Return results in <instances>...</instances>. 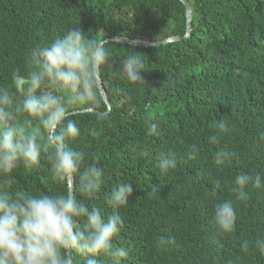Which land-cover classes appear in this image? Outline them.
<instances>
[{
	"label": "trees",
	"instance_id": "16d2710c",
	"mask_svg": "<svg viewBox=\"0 0 264 264\" xmlns=\"http://www.w3.org/2000/svg\"><path fill=\"white\" fill-rule=\"evenodd\" d=\"M188 1L193 10L188 37L157 46L104 44L110 66H102L100 75L111 110L97 121L107 110L102 97L98 105L70 108L99 111L68 115L81 129L70 146L84 153L81 171L94 159L104 169L100 193L87 203L105 217L112 210L104 195L118 182L133 183L128 205L119 210L123 227L113 239L114 246L129 251L123 264H264L252 243L247 253L241 248L245 240L264 238V186L249 184L247 201L236 200L231 191L241 173L264 178V0ZM74 27L100 41L160 40L185 34V6L180 0H0V86L17 96L13 71L27 75L33 50ZM131 53L144 59L143 84L119 76ZM220 120L227 131L212 127ZM150 123L158 125L159 135L148 134ZM92 127L101 135L91 137ZM219 150L235 156L217 165ZM170 152L177 166L162 174L159 163ZM6 180L11 190L26 194L68 191L52 179L43 154L39 167L18 166L0 183ZM78 185L79 174L73 188L79 198ZM152 188L159 189L156 195ZM225 200H233L237 220L232 233L219 235L214 206ZM160 236L175 243L162 251L156 246ZM71 256L73 264H84L74 250Z\"/></svg>",
	"mask_w": 264,
	"mask_h": 264
},
{
	"label": "clouds",
	"instance_id": "9594fccd",
	"mask_svg": "<svg viewBox=\"0 0 264 264\" xmlns=\"http://www.w3.org/2000/svg\"><path fill=\"white\" fill-rule=\"evenodd\" d=\"M110 52L104 43L88 39L80 27H74L50 45L34 49L32 67L27 75L20 69L12 73L13 96L8 88L0 86V178L8 177L18 166L26 170L41 165V155L48 161L52 179L67 188L79 174L77 195L32 194L11 190L12 183H0V264H73L70 253L74 250L84 258V264H123L129 256L127 248L114 246L113 239L123 227L119 210L126 207L133 193L132 182H118L104 195V201L112 212L105 217L102 209L87 203L100 193L105 172L94 159L82 168L84 153L74 150L70 144L81 135L80 126L68 116L69 109L95 106L101 102L98 70L110 66ZM141 55L131 53L124 58L119 76L129 83L143 84L141 73L145 70ZM97 121L105 119L104 113L96 115ZM33 122L39 127L33 128ZM227 131L228 125L220 120L212 125ZM158 125L150 123L149 135H159ZM95 138L102 130L87 129ZM218 135L209 137L216 143ZM196 145L188 153L195 158ZM235 153L219 150L215 163L223 165ZM177 166L174 153L162 157L159 170L167 174ZM264 186V178L257 173H241L235 177L231 189L236 200L247 201L246 187ZM152 188V195L158 193ZM237 210L233 200H225L214 206L213 221L219 235L234 231ZM174 238L160 236L156 246L168 250ZM250 243L264 255V238L254 242H242L247 253Z\"/></svg>",
	"mask_w": 264,
	"mask_h": 264
},
{
	"label": "water",
	"instance_id": "95a60500",
	"mask_svg": "<svg viewBox=\"0 0 264 264\" xmlns=\"http://www.w3.org/2000/svg\"><path fill=\"white\" fill-rule=\"evenodd\" d=\"M180 1L185 6L186 30H185L184 35H171V36L166 37L164 39L154 40V41L141 40V39H130V38L125 37V36H113V37H106L105 39L102 40V42L105 44L107 42L115 41V42H120V43H127L130 45H136V46H157L160 44L170 43V42L178 41V40H181L183 38L188 37L190 34V30H191L193 10H192V7H191L188 0H180ZM98 81H99V85H100V95H101L103 101L105 102V104L107 106V110L104 112H101V113L107 114L111 110V105L107 99V95H106L105 90L102 86L100 69L98 70ZM80 112H97L98 113L99 111L95 108H82V109H76V110L69 111L68 115L74 114V113H80ZM73 188H74V179L71 183L68 184V192H71L72 194H74ZM70 255H71V253H70Z\"/></svg>",
	"mask_w": 264,
	"mask_h": 264
}]
</instances>
